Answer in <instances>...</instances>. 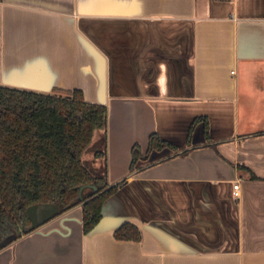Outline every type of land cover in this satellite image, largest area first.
Instances as JSON below:
<instances>
[{
  "label": "crops",
  "instance_id": "obj_1",
  "mask_svg": "<svg viewBox=\"0 0 264 264\" xmlns=\"http://www.w3.org/2000/svg\"><path fill=\"white\" fill-rule=\"evenodd\" d=\"M0 86L106 106L83 163L126 181L90 233L80 205L0 264H264V0H0ZM153 133L178 151L131 171Z\"/></svg>",
  "mask_w": 264,
  "mask_h": 264
},
{
  "label": "trees",
  "instance_id": "obj_2",
  "mask_svg": "<svg viewBox=\"0 0 264 264\" xmlns=\"http://www.w3.org/2000/svg\"><path fill=\"white\" fill-rule=\"evenodd\" d=\"M108 124V108L88 103L81 90H54L40 94L0 86V244L31 233L27 209L33 205H55L58 218L82 205L85 234L102 220L105 202L126 185L108 190L105 177L94 176L83 163V154L96 133ZM199 124L209 139V122L196 118L190 126L188 144ZM178 148L157 133L149 137L148 148L131 151V171L153 152ZM94 185L98 192L87 188ZM27 231V232H26ZM120 241L141 240L140 229L124 223L115 232Z\"/></svg>",
  "mask_w": 264,
  "mask_h": 264
},
{
  "label": "water",
  "instance_id": "obj_3",
  "mask_svg": "<svg viewBox=\"0 0 264 264\" xmlns=\"http://www.w3.org/2000/svg\"><path fill=\"white\" fill-rule=\"evenodd\" d=\"M116 185H110L108 190ZM87 188H91L94 190V192H98V189L94 185H87L83 186L80 189V199L83 201V191ZM52 206V208H51ZM50 207L53 212L47 213V218L44 217V211ZM58 212V208L55 205H33L27 209V215L29 217V220L31 222V232L38 231L44 224H46L49 221L54 220V215ZM56 219V218H55ZM49 220V221H48ZM27 232V231H26ZM11 240V238L7 239L3 243L0 244V247L8 244V242Z\"/></svg>",
  "mask_w": 264,
  "mask_h": 264
},
{
  "label": "built area",
  "instance_id": "obj_4",
  "mask_svg": "<svg viewBox=\"0 0 264 264\" xmlns=\"http://www.w3.org/2000/svg\"><path fill=\"white\" fill-rule=\"evenodd\" d=\"M234 190H235V194H236V196H239V193H240V186H239V185H236V186L234 187Z\"/></svg>",
  "mask_w": 264,
  "mask_h": 264
},
{
  "label": "rangeland",
  "instance_id": "obj_5",
  "mask_svg": "<svg viewBox=\"0 0 264 264\" xmlns=\"http://www.w3.org/2000/svg\"><path fill=\"white\" fill-rule=\"evenodd\" d=\"M87 153H89V152H87ZM86 160H87V157H86ZM51 208H52V206H51ZM51 208L48 207V208L44 211V217H45V218H47V213H49V211H51V210H50Z\"/></svg>",
  "mask_w": 264,
  "mask_h": 264
}]
</instances>
